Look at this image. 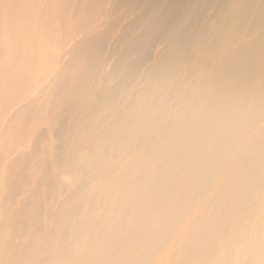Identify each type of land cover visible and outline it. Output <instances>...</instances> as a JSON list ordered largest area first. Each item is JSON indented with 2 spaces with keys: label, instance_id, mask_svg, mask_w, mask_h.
Listing matches in <instances>:
<instances>
[{
  "label": "bare ground",
  "instance_id": "6f19581e",
  "mask_svg": "<svg viewBox=\"0 0 264 264\" xmlns=\"http://www.w3.org/2000/svg\"><path fill=\"white\" fill-rule=\"evenodd\" d=\"M0 264H264V0H0Z\"/></svg>",
  "mask_w": 264,
  "mask_h": 264
},
{
  "label": "rangeland",
  "instance_id": "374dc122",
  "mask_svg": "<svg viewBox=\"0 0 264 264\" xmlns=\"http://www.w3.org/2000/svg\"><path fill=\"white\" fill-rule=\"evenodd\" d=\"M34 176L37 179L40 178L42 176V171L40 169L34 168ZM60 179L63 180L64 182L70 183L71 187L74 186L72 181V176L69 172H63L62 174H60Z\"/></svg>",
  "mask_w": 264,
  "mask_h": 264
}]
</instances>
